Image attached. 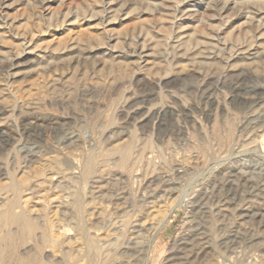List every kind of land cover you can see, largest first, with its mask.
<instances>
[{
  "label": "rangeland",
  "instance_id": "1",
  "mask_svg": "<svg viewBox=\"0 0 264 264\" xmlns=\"http://www.w3.org/2000/svg\"><path fill=\"white\" fill-rule=\"evenodd\" d=\"M262 41L264 0H0V202L62 225L38 260L84 229L110 264H264Z\"/></svg>",
  "mask_w": 264,
  "mask_h": 264
},
{
  "label": "bare ground",
  "instance_id": "2",
  "mask_svg": "<svg viewBox=\"0 0 264 264\" xmlns=\"http://www.w3.org/2000/svg\"><path fill=\"white\" fill-rule=\"evenodd\" d=\"M254 1V0H253ZM217 2V1H216ZM225 2V1H224ZM250 4V3H249ZM226 5V4H225ZM262 5V4H261ZM223 6V5H222ZM225 7V6H224ZM247 11V10H246ZM261 15V14H260ZM258 22V21H257ZM155 38V37H154ZM189 40V39H188ZM188 40H186L188 42ZM184 41V40H183ZM185 41V42H186ZM187 42L185 44H187ZM263 42V41H262ZM261 42V43H262ZM264 43V42H263ZM183 44V43H182ZM189 44V43H188ZM262 45V44H261ZM187 47V45H186ZM76 48V47H75ZM263 48V47H262ZM261 48V49H262ZM73 49V48H71ZM84 49V48H83ZM89 49V48H88ZM246 49V48H245ZM257 49V47H256ZM260 49V50H261ZM87 50V49H86ZM264 50V49H263ZM262 50V51H263ZM240 51V50H239ZM245 51V50H244ZM46 52V51H45ZM252 52V51H251ZM256 52H258L256 50ZM264 52V51H263ZM261 54V52H260ZM259 54V55H260ZM249 55V54H248ZM251 55V54H250ZM262 55V54H261ZM43 56V55H42ZM47 56V54H46ZM254 56H258V55H254ZM254 56H252L254 58ZM262 57V56H261ZM40 58V57H39ZM47 58V57H46ZM256 59V58H255ZM41 60V59H40ZM252 60V59H251ZM254 60V59H253ZM259 62V61H258ZM12 63V62H11ZM5 67V66H4ZM10 67V66H9ZM212 77V76H211ZM245 78V77H243ZM223 81V79H222ZM154 83V82H153ZM160 83V82H159ZM206 83V82H205ZM204 83V84H205ZM215 83V82H214ZM217 83V81H216ZM156 85V84H155ZM203 87V86H202ZM172 99L176 102H178L180 110L183 111H188L189 108H191V106L188 108L187 104H183L181 102V99H179L176 95H173L174 93L170 92ZM158 96V95H157ZM161 96V94H160ZM170 96V97H171ZM179 96V95H178ZM163 97V96H162ZM180 97V96H179ZM161 98V97H160ZM161 100V99H160ZM207 103L213 105L214 104V99H211V97L207 96L206 97ZM126 101V100H125ZM162 102V101H161ZM164 101L161 103L163 104ZM147 103L145 102V100H132V101H128L125 102L124 106L127 108V112L126 117L129 116L130 114L140 110V109H144L145 105ZM167 104V103H165ZM218 104V102H217ZM208 106V105H207ZM168 107L166 105H159L156 106L155 109L151 110V108H148V112H151V115H155L161 111L166 110ZM125 109V108H124ZM141 110V111H142ZM163 113V112H162ZM161 114V113H160ZM135 115V114H134ZM136 116V115H135ZM147 117V116H146ZM132 118V116H131ZM228 137V138H227ZM227 139H224L225 141H229V136L227 135ZM232 138V137H231ZM131 139V138H130ZM218 140V139H217ZM264 141V137L261 139V142ZM226 142V143H227ZM128 143V142H127ZM222 143V142H221ZM260 143V141H259ZM117 144V143H116ZM134 144V142H133ZM229 145V144H228ZM132 143H128L125 145H120V146H115L113 147L110 151L109 154L110 155H117L118 156V162L115 164V166L117 168H120V170L122 171H129L132 166L133 163H135V158H134V154L132 152ZM201 150H202V146H201ZM203 151V150H202ZM203 153V152H202ZM92 156V155H90ZM96 157H97V153H96ZM264 157V155L262 156ZM117 158V157H116ZM88 160V159H87ZM103 161V160H101ZM99 163V162H98ZM103 163H105V161H103ZM108 163V161H107ZM75 164H77L75 162ZM114 164V163H113ZM112 164V165H113ZM107 166V165H106ZM90 166H86L83 176H87L90 172ZM93 167V166H92ZM91 167V168H92ZM95 167V166H94ZM57 169V168H56ZM60 169V167H59ZM74 169V167H73ZM83 171V170H82ZM71 173V172H70ZM69 173V174H70ZM93 173V172H92ZM75 174V173H74ZM73 175V174H71ZM17 180V179H16ZM13 181L10 184V188H11V192L10 194H12V198L5 200L2 202H0V264H44L42 261L38 260V258L41 257H37V254H33L36 253L35 250H41L42 248L48 246V245H54L56 247H59L61 244L58 240L57 237L54 236L53 234V229L57 228H62V225H55L54 222L52 223L51 221H49V219L47 218V216L44 214L46 213L45 210L43 209L44 213L40 216V215H35L32 216L30 215L29 211L26 210L24 207H21L19 204V194H20V181ZM23 180V178H22ZM28 180V179H27ZM87 180V179H86ZM11 182V181H10ZM19 182V183H18ZM29 182V181H28ZM6 187V186H5ZM27 187V185H26ZM2 190V188H1ZM10 192V190L8 191ZM3 194V193H2ZM7 194V193H6ZM9 195V194H8ZM11 196V195H10ZM203 196V195H202ZM207 196V195H206ZM3 197V196H2ZM1 197V199H2ZM200 198V197H199ZM196 201V200H195ZM187 202V201H186ZM215 202V201H214ZM183 204V203H182ZM211 204V203H210ZM208 205V204H207ZM182 206V205H181ZM180 206V207H181ZM211 206V205H210ZM185 209V221L186 223L183 224H189V218L191 215V207L189 205V203L187 202L183 207ZM200 209V208H198ZM196 208V210H198ZM206 209V208H205ZM208 209V208H207ZM200 211V210H199ZM202 212V211H201ZM196 213V212H195ZM80 216V215H79ZM196 216V215H195ZM82 219V218H81ZM183 219V220H184ZM183 222V221H182ZM80 227V228H79ZM78 230L80 231V229L84 228L83 226H79ZM82 227V228H81ZM84 229H82L81 231L82 233V239L83 241H81V245L82 243L85 245V249L83 250V247L80 246V243L77 247H80L81 249H75V251L77 252L76 254H71V256L68 258L66 256V251H64L62 253V257L61 259H59L56 264H93L92 263V258L93 256H95L96 258H94L95 260L98 258L100 259L99 261H102L101 263L103 264H110L108 263L112 258L114 259V257H111L112 255H110L112 252H110L107 248V246L104 245H99L98 241L95 240L94 237L89 236L90 234L85 231H83ZM87 230V229H86ZM57 231V230H56ZM60 232V230H59ZM58 232V233H59ZM57 233V234H58ZM199 231H196V234H198ZM56 234V233H55ZM89 234V235H88ZM59 236V235H57ZM34 242L35 244L32 245V242ZM79 241V240H78ZM219 242V241H218ZM75 243L77 244V240L75 241ZM221 243V242H220ZM215 243H212V245ZM219 244V243H218ZM222 244V243H221ZM224 244V243H223ZM83 246V245H82ZM205 248V245H203ZM221 246V245H220ZM51 247V246H50ZM214 247V246H213ZM75 248V247H74ZM73 248V250H74ZM207 248V247H206ZM216 248V247H215ZM219 248V247H218ZM35 252H34V251ZM82 250V252H81ZM202 250L203 247H202ZM33 251V252H32ZM110 253V254H109ZM116 253V252H115ZM122 253V252H121ZM40 254V253H39ZM37 255V256H35ZM97 255V256H96ZM48 256V255H47ZM122 256V255H121ZM260 256V255H259ZM101 257V258H100ZM49 258V257H48ZM46 261V259H44ZM43 260V261H44ZM44 261V262H45ZM97 261V260H96ZM113 261V260H112ZM116 261V260H115ZM49 262V261H48ZM48 262H45L48 263ZM53 262V261H52ZM94 262V261H93Z\"/></svg>",
  "mask_w": 264,
  "mask_h": 264
}]
</instances>
